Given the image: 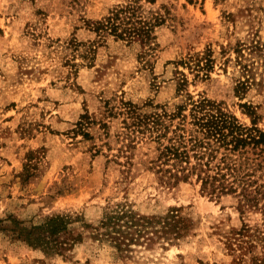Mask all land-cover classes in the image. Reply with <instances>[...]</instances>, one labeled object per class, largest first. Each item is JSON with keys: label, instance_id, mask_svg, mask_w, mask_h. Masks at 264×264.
Here are the masks:
<instances>
[{"label": "rangeland", "instance_id": "374dc122", "mask_svg": "<svg viewBox=\"0 0 264 264\" xmlns=\"http://www.w3.org/2000/svg\"><path fill=\"white\" fill-rule=\"evenodd\" d=\"M126 2L0 0V219L39 223L64 214L94 222L109 204L128 202L139 215L181 208L193 230L183 242L142 243L124 255L92 238L71 258L0 231V264H236L238 253L228 248L234 231L245 222L264 237L261 212L242 217L231 202L211 200L200 186L164 184L148 166L154 144L140 143L132 165L122 157L116 162L117 150H108L101 127L109 122L111 134L121 130L110 108L122 101L175 111L185 74L184 93L222 102L248 126L253 118L243 105L257 107L264 130V81L244 96L234 90L238 42H264V0H142L148 14L166 20L156 28L149 64L138 47L112 36L87 49L96 35L84 19L100 20ZM209 50L215 68L209 78H198L183 62ZM86 114L97 123L85 118L81 131Z\"/></svg>", "mask_w": 264, "mask_h": 264}, {"label": "trees", "instance_id": "16d2710c", "mask_svg": "<svg viewBox=\"0 0 264 264\" xmlns=\"http://www.w3.org/2000/svg\"><path fill=\"white\" fill-rule=\"evenodd\" d=\"M141 1L127 0L100 20L84 19L85 27L96 35L87 45L89 52L112 36L138 47L139 57L149 64V56L158 46L156 28L166 20L161 13L148 14ZM261 8L264 13V5ZM212 53L209 50L183 64L196 71L198 78H209L216 62ZM234 64L235 95L244 96L253 86L263 84L264 42H238ZM183 76L179 82L182 99L173 112L153 102L122 101L120 107L110 108V116L120 118L122 128L111 134L109 122H101L108 150H117V154H112L116 162L122 157L125 164L132 165L133 150L140 143L154 144L155 154L148 166L167 186H200V192L211 200L231 202L242 217L252 211L264 216V130L258 125L257 107L243 105L253 118L251 126L243 124L222 102L202 94L196 98L188 90L184 93L189 81ZM85 118L88 125L97 123L91 122L88 114L83 115L81 131H85ZM84 134L92 137L88 132ZM193 226L181 208L139 215L128 202L109 204L94 222L64 214L49 216L39 223L15 216L0 219V231L11 238L23 240L46 254L70 258L78 246L92 238L110 244L124 255L133 245L142 243L153 247L159 242H183ZM228 248L238 253L236 264H264V237L245 222L234 231Z\"/></svg>", "mask_w": 264, "mask_h": 264}]
</instances>
